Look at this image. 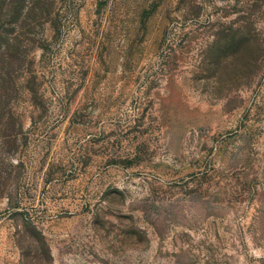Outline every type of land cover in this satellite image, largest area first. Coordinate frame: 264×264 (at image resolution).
<instances>
[{
  "label": "rangeland",
  "instance_id": "374dc122",
  "mask_svg": "<svg viewBox=\"0 0 264 264\" xmlns=\"http://www.w3.org/2000/svg\"><path fill=\"white\" fill-rule=\"evenodd\" d=\"M0 264H264V0H0Z\"/></svg>",
  "mask_w": 264,
  "mask_h": 264
}]
</instances>
